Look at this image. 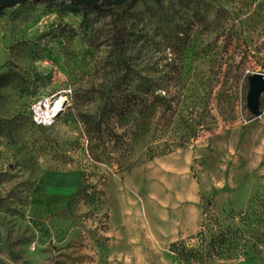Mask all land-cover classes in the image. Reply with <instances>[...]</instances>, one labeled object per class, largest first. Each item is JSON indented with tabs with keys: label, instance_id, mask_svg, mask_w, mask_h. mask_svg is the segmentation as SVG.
Wrapping results in <instances>:
<instances>
[{
	"label": "rangeland",
	"instance_id": "1",
	"mask_svg": "<svg viewBox=\"0 0 264 264\" xmlns=\"http://www.w3.org/2000/svg\"><path fill=\"white\" fill-rule=\"evenodd\" d=\"M254 73L264 74V0L7 9L0 262L262 258L264 95L253 119ZM59 98L64 112L36 125L33 108Z\"/></svg>",
	"mask_w": 264,
	"mask_h": 264
},
{
	"label": "water",
	"instance_id": "2",
	"mask_svg": "<svg viewBox=\"0 0 264 264\" xmlns=\"http://www.w3.org/2000/svg\"><path fill=\"white\" fill-rule=\"evenodd\" d=\"M29 1L69 2L77 6L98 8L99 6L118 7L129 0H0V15H2L7 9ZM248 85L247 109L252 114L253 119H256L262 115V112L260 111V99L261 96L264 95V74H252L248 78ZM0 264L2 263L0 262Z\"/></svg>",
	"mask_w": 264,
	"mask_h": 264
},
{
	"label": "bare ground",
	"instance_id": "3",
	"mask_svg": "<svg viewBox=\"0 0 264 264\" xmlns=\"http://www.w3.org/2000/svg\"><path fill=\"white\" fill-rule=\"evenodd\" d=\"M65 106H66V103L64 102V99L63 98H59L58 100H56V101H54L53 103H51V104H49V103H47L46 102V104H45V106L42 108V106H41V112H40V115H42V117H41V120H42V122L44 121V123H46V124H48L49 125V123L50 122H52L53 120H55L56 118H58L63 112H64V110H65ZM70 173V172H69ZM77 173H78V171H77ZM67 174V173H66ZM46 179H47V176H46ZM77 181H78V179H77ZM54 183V182H53ZM47 184V183H46ZM49 186V185H48ZM54 187V186H53ZM52 187V188H53ZM66 187V186H65ZM69 187V186H68ZM67 187V188H68ZM75 187V186H74ZM73 187V188H74ZM70 188V187H69ZM68 188V189H69ZM70 190H72V189H70ZM69 190V191H70ZM132 191L136 194V192L132 189ZM50 193H52V192H50ZM55 195H57V194H55ZM51 196V195H50ZM60 196H61V194H60ZM65 196V195H64ZM58 197H59V195H58ZM46 198V197H45ZM52 198H56V197H52ZM47 199H48V197H47ZM58 199V198H57ZM47 201V200H46ZM64 201H66V199L64 200ZM57 202H58V200H57ZM60 202V201H59ZM56 203V202H55ZM61 203V202H60ZM63 203V202H62ZM48 204V203H47ZM63 204H65V203H63ZM48 207V206H47ZM47 212H48V210H46Z\"/></svg>",
	"mask_w": 264,
	"mask_h": 264
},
{
	"label": "built area",
	"instance_id": "4",
	"mask_svg": "<svg viewBox=\"0 0 264 264\" xmlns=\"http://www.w3.org/2000/svg\"><path fill=\"white\" fill-rule=\"evenodd\" d=\"M46 102L47 101H45L43 103V105L39 104L38 106H36V107L33 108V122L36 125H42V124H44V121L42 122V120H41L42 115H40V112H41V109L45 106ZM41 106H42V108H41Z\"/></svg>",
	"mask_w": 264,
	"mask_h": 264
},
{
	"label": "crops",
	"instance_id": "5",
	"mask_svg": "<svg viewBox=\"0 0 264 264\" xmlns=\"http://www.w3.org/2000/svg\"><path fill=\"white\" fill-rule=\"evenodd\" d=\"M146 219H147V214H146ZM258 260H263L264 261V256H262V258H248V259H240V260H236L231 262V264H235V263H244V262H249V261H258Z\"/></svg>",
	"mask_w": 264,
	"mask_h": 264
},
{
	"label": "trees",
	"instance_id": "6",
	"mask_svg": "<svg viewBox=\"0 0 264 264\" xmlns=\"http://www.w3.org/2000/svg\"><path fill=\"white\" fill-rule=\"evenodd\" d=\"M73 6H77V5H74V4H72ZM85 12L86 11H88L89 9H90V7H82V6H80ZM119 7V6H118ZM249 257H247V258H243V259H248ZM250 258H253V257H250ZM240 260V259H239Z\"/></svg>",
	"mask_w": 264,
	"mask_h": 264
}]
</instances>
